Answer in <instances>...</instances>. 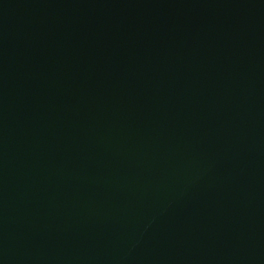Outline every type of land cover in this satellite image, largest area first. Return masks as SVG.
I'll return each mask as SVG.
<instances>
[{"label": "water", "instance_id": "95a60500", "mask_svg": "<svg viewBox=\"0 0 264 264\" xmlns=\"http://www.w3.org/2000/svg\"><path fill=\"white\" fill-rule=\"evenodd\" d=\"M0 264H264V0H0Z\"/></svg>", "mask_w": 264, "mask_h": 264}]
</instances>
